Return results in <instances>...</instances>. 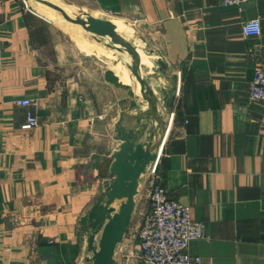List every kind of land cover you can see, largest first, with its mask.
Instances as JSON below:
<instances>
[{
	"label": "crops",
	"instance_id": "crops-1",
	"mask_svg": "<svg viewBox=\"0 0 264 264\" xmlns=\"http://www.w3.org/2000/svg\"><path fill=\"white\" fill-rule=\"evenodd\" d=\"M62 1L138 38L155 57L158 96L168 101L175 88L155 182L202 224L189 255L198 264H264V108L249 97L255 68H264V0ZM38 18L22 0H0V264H84L86 216L113 179L114 126L146 102L110 70L102 46L83 40L79 49L71 34L76 51L59 43L47 56L55 40L40 44ZM254 18L261 34L244 38L241 24ZM99 49L108 67L101 82L87 64ZM66 59L82 67L59 81ZM20 99L36 103L38 126L28 132L19 129ZM151 185L141 176L116 264H141L134 254Z\"/></svg>",
	"mask_w": 264,
	"mask_h": 264
},
{
	"label": "water",
	"instance_id": "water-1",
	"mask_svg": "<svg viewBox=\"0 0 264 264\" xmlns=\"http://www.w3.org/2000/svg\"><path fill=\"white\" fill-rule=\"evenodd\" d=\"M22 1L32 4L35 9L37 4L47 6L64 21L79 26L82 29L81 35H87L116 53L120 62L140 85V98L146 102V106L120 112L114 126L120 144L118 150L112 154L110 172L113 179L105 186V191L86 216V247L91 256L84 259V264H116L115 250L130 224L139 180L147 173L149 165L158 158L175 100V88H171L168 101L158 96L152 89L148 76L137 67V57L109 40L112 28L107 20L87 13L68 14L60 5L49 0ZM43 19L53 22L46 17ZM152 71H155L154 68ZM116 201L118 204L114 206Z\"/></svg>",
	"mask_w": 264,
	"mask_h": 264
},
{
	"label": "built area",
	"instance_id": "built-area-1",
	"mask_svg": "<svg viewBox=\"0 0 264 264\" xmlns=\"http://www.w3.org/2000/svg\"><path fill=\"white\" fill-rule=\"evenodd\" d=\"M249 0H218L220 6L241 5ZM23 2V1H22ZM28 12L33 13L25 2ZM258 20V32H249L248 37L261 34L258 18L246 20L241 24V35L245 38L244 28L250 22ZM249 97L260 102L264 108V68L254 70L249 84ZM16 106L25 109V120L19 129L31 131L38 126V118L32 111L36 103L29 99H20ZM157 160L149 165L147 173L152 185L149 189V211L143 216L139 231L138 244L134 254L141 264H198L199 258L188 253L189 245L202 238V224L192 220L190 206L171 200L162 186L155 182Z\"/></svg>",
	"mask_w": 264,
	"mask_h": 264
},
{
	"label": "bare ground",
	"instance_id": "bare-ground-1",
	"mask_svg": "<svg viewBox=\"0 0 264 264\" xmlns=\"http://www.w3.org/2000/svg\"><path fill=\"white\" fill-rule=\"evenodd\" d=\"M51 2L56 3L57 5H60L66 11L68 14L75 13V11L70 8L69 6L65 4H61L59 0H49ZM26 4L29 5L28 2ZM37 12L46 18L52 20L54 23L59 24L64 30L69 32L70 34H77L81 37V31L82 29L77 26L74 23H69L64 21L62 17H60L58 14L54 12V14L46 15L45 10L47 6H44L42 4H37ZM112 34L109 35V40L118 44L122 48L132 52L138 59L137 67L141 69L142 72L145 73L146 76H148V81L150 82V85L152 86V89L156 94H159V87L161 85V78L160 76H157L153 73L152 68L155 66V57L153 55H148L143 48V44L137 40L133 39V36L128 33V31L122 27H119L117 25H112ZM85 42L90 43L93 46H101L100 44H96L93 41H89L83 37H81ZM104 47V46H102ZM106 48V47H104ZM108 50V59L113 61V64L110 68L115 73V76L119 79V81L125 85H129L133 87L134 92L140 96V85L136 81V79L130 74L128 69L125 68V66L117 59L116 53L111 51L110 49L106 48ZM118 204V202L115 203V206Z\"/></svg>",
	"mask_w": 264,
	"mask_h": 264
},
{
	"label": "rangeland",
	"instance_id": "rangeland-1",
	"mask_svg": "<svg viewBox=\"0 0 264 264\" xmlns=\"http://www.w3.org/2000/svg\"><path fill=\"white\" fill-rule=\"evenodd\" d=\"M60 2H62L65 5L71 6L74 8L75 10V14H79V13H83L80 11V8L76 9V2H65L62 0H59ZM29 9L33 12V14L37 15L39 18L38 20L40 22H42L43 24L41 25V27H39V31H40V37H41V43H43L42 45H44L45 43H48L51 41V38H53V40H55V43H51V46L47 47L46 49H44L45 53L47 56L51 57L52 56V52L54 51V49L52 48V46H57V48H59V43H67L70 46H72V48L76 51V46L73 44L72 40H71V34L69 32H67L66 30H64L61 26H59V24L57 23H53V22H49L46 23L47 21H45L43 18H45L43 15L39 14L37 12V10L35 9V7L29 3L26 4ZM47 9V8H46ZM50 10V9H49ZM53 12V11H52ZM46 15H48L47 13H45ZM81 35V34H80ZM74 39H77L79 43L78 48L81 49L82 43L84 44V41L81 37L89 40V41H93L92 39H90V37H87V35H81V37L77 34H73L72 35ZM76 37V38H75ZM95 42V41H93ZM86 43V42H85ZM96 43V42H95ZM97 44V43H96ZM102 49L99 52H97V55L95 53V55H90L91 57H89V59L87 60V64H89L90 62L92 63L91 66H88L89 68L91 67L92 70H95L98 68V70L94 71L95 72V80L98 82H101V71L104 70L105 68H108L107 65L105 64V59L104 56H102L100 53H102ZM108 56V55H107ZM117 59L120 61V59L117 57ZM64 62H66V64L64 65V67H62L60 69L59 72H56V76L54 74V77L58 78V80L62 81L63 78H68V77H74L76 76V69L77 68H81L82 66H76V59L69 60L66 59ZM86 63V62H85ZM83 63V66H85ZM113 63V61H112ZM54 67V66H53ZM56 68V67H54ZM58 89V88H57ZM59 94H61V90L58 89Z\"/></svg>",
	"mask_w": 264,
	"mask_h": 264
},
{
	"label": "clouds",
	"instance_id": "clouds-1",
	"mask_svg": "<svg viewBox=\"0 0 264 264\" xmlns=\"http://www.w3.org/2000/svg\"><path fill=\"white\" fill-rule=\"evenodd\" d=\"M258 31H259V28H258V20L255 21V22H250L244 28L245 38L247 37V35L249 34V32H258Z\"/></svg>",
	"mask_w": 264,
	"mask_h": 264
}]
</instances>
